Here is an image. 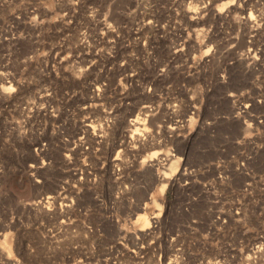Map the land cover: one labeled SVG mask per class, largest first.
Here are the masks:
<instances>
[{
  "label": "rangeland",
  "instance_id": "rangeland-1",
  "mask_svg": "<svg viewBox=\"0 0 264 264\" xmlns=\"http://www.w3.org/2000/svg\"><path fill=\"white\" fill-rule=\"evenodd\" d=\"M0 264H264V0H0Z\"/></svg>",
  "mask_w": 264,
  "mask_h": 264
},
{
  "label": "bare ground",
  "instance_id": "bare-ground-1",
  "mask_svg": "<svg viewBox=\"0 0 264 264\" xmlns=\"http://www.w3.org/2000/svg\"><path fill=\"white\" fill-rule=\"evenodd\" d=\"M81 61V60H80ZM83 61H81V62H79L80 64H82L83 65V63H82ZM49 92V91H48ZM48 94V93H47ZM47 96V95H46ZM48 97V96H47ZM145 109V108H144ZM140 116V115H139ZM137 116V117H135L134 119H133V121H132V123L134 124V126L136 127V129H141V128H144V127H140V124L141 123H144V117H143V119H141L142 117L140 116ZM91 122V121H90ZM146 122V121H145ZM87 123V122H86ZM85 124V123H84ZM146 124V123H145ZM87 125L89 126L90 124H88L87 123ZM144 125V124H143ZM85 126H86V124H85ZM93 126V125H92ZM146 126V125H145ZM87 127V126H86ZM88 128V127H87ZM92 128H94V127H92ZM90 129V128H89ZM146 129V128H145ZM137 130V131H138ZM137 131H135V132H137ZM143 131H144V129H143ZM141 132H142V129H141ZM140 132V133H141ZM84 133V135H85V132H83ZM139 133V132H138ZM83 135V134H82ZM86 136V135H85ZM80 137V136H79ZM80 138H84V136H81ZM85 139H86V137H85ZM83 140V139H82ZM84 142V141H83ZM32 168V167H31ZM48 197H51V195L50 196H47V198ZM53 197V196H52ZM46 198V199H47ZM48 200V199H47ZM42 201H44V200H42ZM46 201V200H45ZM139 219H140V221H142V223L145 225V224H147L148 222H149V219H148V217L146 216V214L143 212V213H141V214H139ZM142 224V225H143Z\"/></svg>",
  "mask_w": 264,
  "mask_h": 264
}]
</instances>
